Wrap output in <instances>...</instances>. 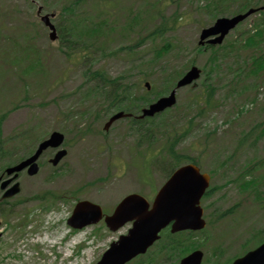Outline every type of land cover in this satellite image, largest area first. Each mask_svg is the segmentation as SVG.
<instances>
[{"label":"rangeland","instance_id":"rangeland-1","mask_svg":"<svg viewBox=\"0 0 264 264\" xmlns=\"http://www.w3.org/2000/svg\"><path fill=\"white\" fill-rule=\"evenodd\" d=\"M65 2L0 0V140L9 142L3 158L7 162L22 157L54 130L64 134L62 147L67 151L53 166L48 159L54 150L47 149L38 160V173L21 172L20 193L0 206V264H53L51 255L37 254V247L26 241L30 226L43 225L51 210L55 222L50 228L69 231L74 237L71 244L79 241L73 260L66 259L71 253L67 244L59 247L57 264H94L119 233L102 222L80 229L68 226L74 203L87 199L109 213L126 194L152 197L176 168L163 152L169 145L165 136L172 141L176 136L175 151L184 159L197 160L201 171L211 176L212 191L201 201L208 222L193 236L205 252L202 264H223L262 242L264 134L241 145L238 141L264 120V69L249 71L251 56L264 52V34L258 44L242 45L256 27L264 30L260 20L264 0H84L72 16L80 20L93 15L96 22H104L102 33L67 35L71 43L63 31L69 22L64 17L67 12L61 10ZM38 6L41 13L55 10L51 21L57 39L50 40L37 15ZM248 7H262V12L231 30L217 58L210 61L209 48L198 45L201 29ZM164 41L171 48L151 61L149 44L160 46ZM67 44H72V50ZM192 65L200 68L199 78L176 89L175 105L155 116L153 128L147 131V119H141L144 137L130 127L129 119L117 120L103 131L115 111L113 95H83L88 86L98 83L91 76L99 71L117 79L120 87L130 88L132 112L139 114L144 103L137 96L145 94L153 102L168 94ZM145 81L162 93L156 96L153 89L146 90ZM207 88L214 89L212 103L200 111L195 102ZM17 135L32 136L36 143L11 145ZM153 155L156 158L150 160ZM247 169L251 173L245 178L254 176L259 181L255 188L242 190L236 181ZM255 190L262 199L253 197ZM41 195L45 198H35ZM204 234L210 239L201 242Z\"/></svg>","mask_w":264,"mask_h":264},{"label":"water","instance_id":"water-1","mask_svg":"<svg viewBox=\"0 0 264 264\" xmlns=\"http://www.w3.org/2000/svg\"><path fill=\"white\" fill-rule=\"evenodd\" d=\"M253 11V9H249L247 12L231 18H218L213 26L202 31L201 38L220 33L219 37L211 41L212 43L220 42L228 30ZM41 19L53 29V26L48 22V16H43ZM50 37H55L54 31L50 33ZM198 75L199 71L194 67L191 68L177 82V87L189 84ZM146 86L148 87V84ZM174 92L175 90H172L168 97H162L157 102L149 105L147 109L143 110V116L153 115L155 112L171 106L175 102ZM123 116H125L123 112H118L109 119L104 127L107 128L114 120ZM62 139V134L53 132L47 140L39 144L36 151L29 158L21 161L16 166L8 168L7 173L20 171L31 164L28 173L30 175L35 174L38 170L35 161L42 150L48 146L60 145ZM64 154L65 150L59 151L51 160L52 164L55 165ZM8 182L9 180L4 181L1 188H4ZM207 184V175L200 174L194 165L189 164L173 172L156 195L151 210H148L146 200L138 194L132 193L125 196L114 212L104 217V221L111 230H116L130 220L133 221L132 227L127 235L120 236L117 241L110 244L96 264H124L137 253L144 252L146 247L157 237V232L171 220L174 221L172 231L201 228L204 222L200 219L201 209L197 204ZM18 190V184H14L6 191L4 197H9ZM101 218L100 206L83 200L75 205L67 222L73 228H81L84 225L95 223ZM201 256L200 252H194L185 257L181 264H199ZM231 264H264V242L243 256L236 258Z\"/></svg>","mask_w":264,"mask_h":264},{"label":"trees","instance_id":"trees-1","mask_svg":"<svg viewBox=\"0 0 264 264\" xmlns=\"http://www.w3.org/2000/svg\"><path fill=\"white\" fill-rule=\"evenodd\" d=\"M84 0H67V2H65L63 4V6L61 7L62 11H66L67 12V16L66 19H69L68 24L64 23L63 27V31H64V37L65 35H71L72 37H83V36H87V37H95L98 34L102 33V25H104V22L102 23H98L100 21H95L93 15H91L89 18H82L80 20L75 19L72 15L74 13L75 8L80 5ZM106 1V0H105ZM245 5V4H243ZM70 12V13H69ZM160 28V26H159ZM261 34V30L258 29L257 32L246 38V43L248 45L250 44H256L259 42V37ZM63 37V38H64ZM65 40H68L67 38H65ZM68 43H71V40L67 41ZM72 44H67V46L72 49L71 47ZM257 47H259V45H257ZM169 48H171V44H168L167 41H164V44L160 45V46H155V44L151 45L150 47V51L152 52V58H150L151 61H156L158 59H160L164 53H166ZM212 61L216 59L215 56H213V58H211ZM251 61H252V65L253 68L250 69V72H259L262 69H264V52L262 53H256L253 54V56H251ZM92 77L94 78H98L100 81H104L107 84V86L105 87L104 84L98 85V83H96L95 85L89 87V89L87 90V94H91V93H100V95H103L104 92L102 93V90H105V92L107 94H112V100L111 103L113 104V106H115L116 109H121V110H129L130 106L132 105V100L130 97V92H129V88L127 86H123L120 87L119 85V81H117V79H109L106 75L100 73L99 71H93L92 73ZM170 82V79L167 80V83ZM96 93V94H97ZM212 95H213V89H209L206 92H202L200 96L203 97L204 101L201 102V98L197 99L195 102V105L199 108V110L201 111L205 106L209 105L212 100ZM143 101L146 103L147 100L143 99ZM192 103V102H190ZM264 134V120L261 124H259L258 126H256V128L250 132H247L246 134L243 135V137L238 141V144L241 145L244 143V141L247 138L252 137V139H256L260 136H262ZM22 136V135H21ZM30 140L31 137H30ZM22 141V139H21ZM175 141V140H174ZM174 141L170 144V146L167 148V153H175L173 146H174ZM29 143V142H27ZM23 144V143H22ZM2 153L5 154V151H3ZM181 158H175L173 160L174 163L178 164L179 162H181L180 160ZM264 165V160L261 161L260 166ZM251 170L248 173H245V175L250 174ZM259 180H255V177H251L250 179H246L245 177L243 178V184L245 187H249V188H255L254 186L257 185ZM257 193V192H256ZM255 197L261 199V197L258 195V193L255 195ZM230 261V259H229ZM228 261V262H229Z\"/></svg>","mask_w":264,"mask_h":264},{"label":"flooded vegetation","instance_id":"flooded-vegetation-1","mask_svg":"<svg viewBox=\"0 0 264 264\" xmlns=\"http://www.w3.org/2000/svg\"><path fill=\"white\" fill-rule=\"evenodd\" d=\"M1 176H3L2 179H3V178H4V179L6 178V176L3 175V172H0V177H1ZM2 193H3V191L0 190V205L8 204V203H7L8 200H6V199H2V198H1Z\"/></svg>","mask_w":264,"mask_h":264}]
</instances>
